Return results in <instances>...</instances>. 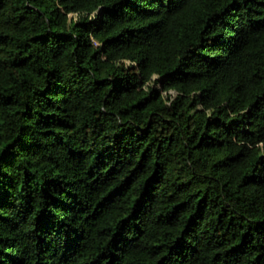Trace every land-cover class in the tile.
Returning <instances> with one entry per match:
<instances>
[{
    "label": "trees",
    "instance_id": "trees-1",
    "mask_svg": "<svg viewBox=\"0 0 264 264\" xmlns=\"http://www.w3.org/2000/svg\"><path fill=\"white\" fill-rule=\"evenodd\" d=\"M0 264H264V0H0Z\"/></svg>",
    "mask_w": 264,
    "mask_h": 264
}]
</instances>
